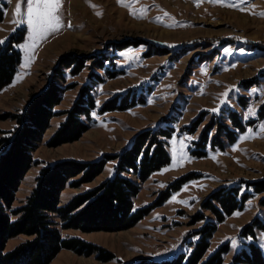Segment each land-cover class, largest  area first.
I'll use <instances>...</instances> for the list:
<instances>
[{"label": "rangeland", "instance_id": "374dc122", "mask_svg": "<svg viewBox=\"0 0 264 264\" xmlns=\"http://www.w3.org/2000/svg\"><path fill=\"white\" fill-rule=\"evenodd\" d=\"M6 2L0 41L20 27L27 34L20 45L22 64L12 84L0 91V153L33 97L52 81L63 88L62 100L54 107L58 114L36 142L32 152L36 162L22 180L13 208L26 202L45 164L119 153L139 131L159 125L176 130L167 142L171 163L145 181L129 175L140 185L135 209L157 203L169 184L187 179L129 228L62 230L64 237H80L97 248L91 254L63 248L50 264H125L144 256L162 259L188 253L198 239L195 231L205 220L215 219L202 208L212 191L230 185H242L245 191L247 183L264 179V0H124L131 7L118 0H61L63 26L34 48L27 24L13 23L20 19L15 9L21 0ZM70 35V41L63 40ZM67 54L75 59L70 68L61 62ZM83 87L96 103L91 118L82 117L88 129L78 140L49 146L66 118L63 112L73 106ZM116 96L125 108L101 110ZM235 114L248 123L245 131L236 126ZM209 126L206 142L203 135ZM228 130L237 131L234 142L226 136ZM115 165L111 160L94 180L67 186L61 203L101 184L113 175ZM203 215L205 219H199ZM255 218L264 224V191L253 193L242 209L218 224L207 253L229 241L223 264L231 263L251 240L240 233ZM256 233L264 251V230ZM29 238L26 234L10 238L6 251ZM103 255L111 259L104 260Z\"/></svg>", "mask_w": 264, "mask_h": 264}, {"label": "trees", "instance_id": "16d2710c", "mask_svg": "<svg viewBox=\"0 0 264 264\" xmlns=\"http://www.w3.org/2000/svg\"><path fill=\"white\" fill-rule=\"evenodd\" d=\"M6 8L7 2L4 0L3 5H0V22L5 17ZM26 34V28L20 27L0 43V91L12 84L22 64L20 45L25 41ZM74 60L71 54H67L61 62L70 68ZM83 63L81 61L80 64ZM62 92L63 88L52 81L34 96L19 116V126L14 135L0 153V264H50L63 248L91 254L97 248L95 245L80 237H64L62 230L75 228L82 231H112L129 228L154 206L180 190L187 180L184 177L177 179L161 192L157 203L135 209L134 198L140 185L129 175H136L140 181H145L171 163L167 142L173 138L176 130L172 125H159L139 131L119 153L105 154L91 161L65 158L45 164L40 169L36 185L26 202L13 208L16 192L26 173L36 162L32 156L37 147L36 142L41 140L50 120L58 114L54 107L60 104ZM117 102L118 96L113 97L103 104L101 110L126 107L124 103ZM95 107L91 92L83 87L73 106L63 112L66 118L47 144L58 146L78 140L89 126L82 117L89 120ZM235 116L236 126L240 131H245L248 123H244L237 114ZM195 124L197 126L198 121ZM209 129L210 126L204 130L206 142L209 140ZM226 136L229 141L234 142L237 131L228 130ZM214 137L218 138L217 134ZM111 160L116 161L112 176L98 186L76 194L66 204L61 203L62 192L67 186L77 187L94 180ZM241 186H220L203 201L202 208L212 212L215 219L205 220L195 231L198 239L190 252H180L162 259L144 256L125 264H223L231 244L226 241L208 254L211 238L219 223L242 209L253 193L264 191V179L247 183L245 191H241ZM199 219H205L204 215ZM256 229L264 230V224L259 218L242 229L240 236L251 240L249 243L244 242V246L235 253L229 264H264V251L257 244ZM20 234H26L30 238L6 251L8 240ZM102 258L111 259L110 255H103Z\"/></svg>", "mask_w": 264, "mask_h": 264}, {"label": "snow or ice", "instance_id": "6c2138e0", "mask_svg": "<svg viewBox=\"0 0 264 264\" xmlns=\"http://www.w3.org/2000/svg\"><path fill=\"white\" fill-rule=\"evenodd\" d=\"M118 2H120L122 6L131 7L130 4H124V0H118ZM22 5L24 8L23 12ZM61 7V0H21V2L17 3L15 15L20 17V19L14 20L13 23L25 22L27 24L29 39L33 41L30 47L34 48L36 42L60 30L63 26L59 15ZM93 7L95 6L93 5ZM165 15H167V13ZM262 15H264V13H262ZM70 26L69 24V27ZM0 43H2V41H0Z\"/></svg>", "mask_w": 264, "mask_h": 264}, {"label": "bare ground", "instance_id": "6f19581e", "mask_svg": "<svg viewBox=\"0 0 264 264\" xmlns=\"http://www.w3.org/2000/svg\"><path fill=\"white\" fill-rule=\"evenodd\" d=\"M80 4H81V3H80V2H78V5H77V6H79ZM71 37H72V35H70V36H68V37H65L63 40H64V41H66V40H67V42H68V41H70V40H71ZM61 41H62V40H61ZM61 41H60V42H61ZM56 43H58V42H56ZM54 45H55V44H54Z\"/></svg>", "mask_w": 264, "mask_h": 264}]
</instances>
